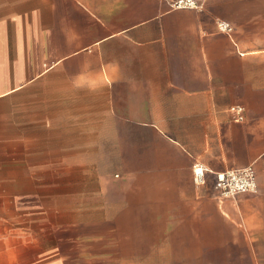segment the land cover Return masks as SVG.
Here are the masks:
<instances>
[{
	"label": "crops",
	"instance_id": "obj_1",
	"mask_svg": "<svg viewBox=\"0 0 264 264\" xmlns=\"http://www.w3.org/2000/svg\"><path fill=\"white\" fill-rule=\"evenodd\" d=\"M177 2L0 0V150L50 168L56 183L82 171L103 182L93 168L131 165L116 200L134 223L219 231L223 221L228 246H259L264 0ZM196 162L210 169L204 185ZM251 164L258 191L219 198L216 174Z\"/></svg>",
	"mask_w": 264,
	"mask_h": 264
},
{
	"label": "rangeland",
	"instance_id": "obj_2",
	"mask_svg": "<svg viewBox=\"0 0 264 264\" xmlns=\"http://www.w3.org/2000/svg\"><path fill=\"white\" fill-rule=\"evenodd\" d=\"M21 154L0 150V264H264V240L228 246L223 221L219 231L170 229L164 216L134 223L116 200L131 165L93 168L103 182L82 171L56 183L50 168L23 167ZM26 171L40 174L26 182Z\"/></svg>",
	"mask_w": 264,
	"mask_h": 264
},
{
	"label": "built area",
	"instance_id": "obj_3",
	"mask_svg": "<svg viewBox=\"0 0 264 264\" xmlns=\"http://www.w3.org/2000/svg\"><path fill=\"white\" fill-rule=\"evenodd\" d=\"M178 6L197 8L202 6L201 0H178ZM220 26L229 32L233 30L230 23L222 21ZM233 118L237 122L245 120V108L242 105H234L231 108ZM210 169L199 162L193 166L194 181L198 185L207 182V174ZM215 189L219 198H234L244 193H256L258 191L257 171L254 165L230 168L216 174Z\"/></svg>",
	"mask_w": 264,
	"mask_h": 264
}]
</instances>
